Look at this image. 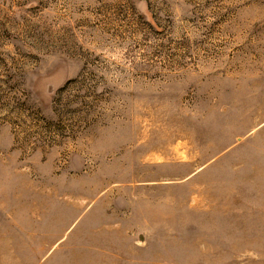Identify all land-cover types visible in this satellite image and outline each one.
<instances>
[{
	"label": "rangeland",
	"instance_id": "rangeland-1",
	"mask_svg": "<svg viewBox=\"0 0 264 264\" xmlns=\"http://www.w3.org/2000/svg\"><path fill=\"white\" fill-rule=\"evenodd\" d=\"M0 264H264V0H0Z\"/></svg>",
	"mask_w": 264,
	"mask_h": 264
}]
</instances>
